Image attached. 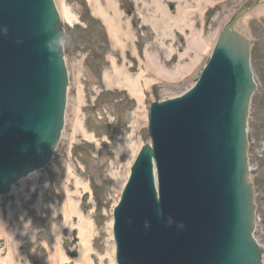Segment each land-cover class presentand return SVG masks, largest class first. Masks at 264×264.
Here are the masks:
<instances>
[{
    "label": "water",
    "instance_id": "95a60500",
    "mask_svg": "<svg viewBox=\"0 0 264 264\" xmlns=\"http://www.w3.org/2000/svg\"><path fill=\"white\" fill-rule=\"evenodd\" d=\"M241 14L197 84L151 106L153 146L142 148L114 213L118 264H264L247 138L256 83L250 41L234 28ZM3 26L0 195L52 160L69 85L55 0H0Z\"/></svg>",
    "mask_w": 264,
    "mask_h": 264
},
{
    "label": "rangeland",
    "instance_id": "374dc122",
    "mask_svg": "<svg viewBox=\"0 0 264 264\" xmlns=\"http://www.w3.org/2000/svg\"><path fill=\"white\" fill-rule=\"evenodd\" d=\"M96 1L101 7L108 4ZM115 1L126 10L122 21L124 30H130L117 46L106 26L93 18L87 0H55L61 14L69 9L77 20L67 23L62 17L70 77L64 129L49 166L0 197V264H75L82 237L79 218L65 215L70 200L92 223L87 264H116L113 209L139 148L151 141V99L172 98L190 89L220 31L243 7L262 0ZM131 5L135 12L130 16ZM241 21L240 30L252 43L258 83L249 118V153L255 169L258 236L264 242V16ZM122 67L135 79L141 75L140 85L146 88L140 101L125 87L106 84V76Z\"/></svg>",
    "mask_w": 264,
    "mask_h": 264
},
{
    "label": "bare ground",
    "instance_id": "6f19581e",
    "mask_svg": "<svg viewBox=\"0 0 264 264\" xmlns=\"http://www.w3.org/2000/svg\"><path fill=\"white\" fill-rule=\"evenodd\" d=\"M216 1V0H210ZM87 2L92 7V13L94 15L100 16L105 25L107 26V31L109 34V38L111 39L114 46L122 45L121 42L124 36L130 35V30L125 31V23L122 21V13L118 10L116 1L115 0H108V4L105 7H101L96 0H87ZM109 12H112V15H109ZM163 12V11H162ZM244 18L242 20L246 21L250 18H258L264 16V2L258 5L255 9L249 10L248 13L242 15ZM62 17L65 22L73 23L76 22L75 16L69 11V9L65 10V14L62 13ZM166 15L163 14V21L165 20ZM238 27H243L242 21L237 24ZM130 40V38H129ZM124 43V42H123ZM124 45V44H123ZM140 76H137L135 79L134 77L128 74L125 68H116L114 73L110 76L107 75L105 82L109 86L121 85V87H125L129 90V93L132 94L134 98L137 100H141L142 92L144 94L145 86L140 85ZM144 87V88H142ZM68 206V210L65 213L66 217H70L71 215H75L79 218L78 220V230L79 235H81V250H80V257L76 259L75 264H87L86 259V251L88 250L87 244L90 241V235L92 232V223L84 220L82 214L77 207V204L70 200ZM113 261V258H112Z\"/></svg>",
    "mask_w": 264,
    "mask_h": 264
},
{
    "label": "clouds",
    "instance_id": "9594fccd",
    "mask_svg": "<svg viewBox=\"0 0 264 264\" xmlns=\"http://www.w3.org/2000/svg\"><path fill=\"white\" fill-rule=\"evenodd\" d=\"M7 31H8V29H7L6 26H3L2 28H0V32H3L4 34H6ZM59 42H60V43H64L63 40H60ZM159 214H160V213H158V215H159ZM173 222H174V221L172 220L171 217H168V218H167V224H168L169 226L172 225ZM145 226L148 227V222H145ZM177 227H178V228H183V227H184V224H183L182 222H180V223L177 224Z\"/></svg>",
    "mask_w": 264,
    "mask_h": 264
}]
</instances>
